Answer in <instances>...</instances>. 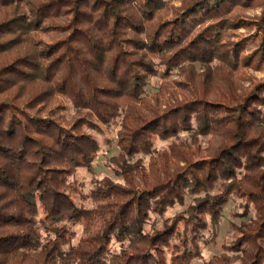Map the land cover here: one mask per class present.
<instances>
[{"label":"trees","instance_id":"16d2710c","mask_svg":"<svg viewBox=\"0 0 264 264\" xmlns=\"http://www.w3.org/2000/svg\"><path fill=\"white\" fill-rule=\"evenodd\" d=\"M249 70L264 74V0H0V264H193L231 195L254 215L204 264H264V76ZM115 120L122 182L84 193L72 177ZM181 131L193 143L154 150Z\"/></svg>","mask_w":264,"mask_h":264},{"label":"rangeland","instance_id":"374dc122","mask_svg":"<svg viewBox=\"0 0 264 264\" xmlns=\"http://www.w3.org/2000/svg\"><path fill=\"white\" fill-rule=\"evenodd\" d=\"M177 4L178 1H175ZM259 13V9H249L245 12L246 15H257ZM238 34H244L245 29L240 28L237 31ZM235 39V38H233ZM199 67L198 64H196ZM248 74H253L258 78L264 76L263 72H255L252 70L247 71ZM176 77V75L172 76ZM163 79L161 76L155 75L150 79L149 84L145 87V93L147 95H153L158 91V86ZM74 108L70 103H67V110L66 115L67 117H72L74 115ZM119 129V120H115L110 125H103L101 126L100 131H95V135L100 142V148L97 152L95 160L91 164V167H83L77 169L76 173H74L72 179L81 183L82 191L87 193L90 188L93 186L95 179H101L104 176H107L115 182H122V176L116 175V172L113 171L114 167L112 168L109 161V158L112 156H118L120 150L117 145V131ZM194 132L192 131H181L178 133L177 137H169L167 139H160L155 138L154 140V150L160 151L164 149L170 142L172 141H185L186 143H193L194 137L192 136ZM194 138V139H193ZM197 139L203 144H205L207 140V136H197ZM140 160L142 164L147 168L149 165V155L144 154H137V156L131 158L129 160L130 163L137 162ZM199 195H203V192H200ZM192 195H188L185 199L183 205H175L172 208L168 209L165 212V216H173L177 213L183 212L189 205L191 201ZM84 204L87 207L92 206V202L89 199L84 200ZM245 202L236 197V196H229L227 198V202L221 210V217L219 218L218 222V234L215 239H212V234L208 231L202 232V238L200 239L199 246H200V256L196 258L193 264H204L208 259L211 258L213 255L220 254L224 249L223 247L228 243H231L233 238L235 237L234 226L239 225L242 221L246 220L248 217L254 215V211L251 206H249V211L246 215L244 213ZM247 205V204H246ZM96 221L93 224V229L97 228L98 226V218L95 219ZM84 221L79 220L75 222H70L68 224V237L71 239V243H75L77 239L80 237ZM157 224L160 226L161 218L156 215H151L148 224L146 225V229L150 228V224Z\"/></svg>","mask_w":264,"mask_h":264}]
</instances>
